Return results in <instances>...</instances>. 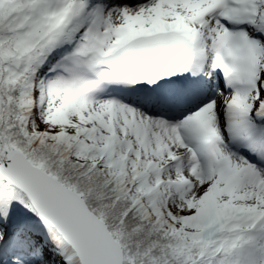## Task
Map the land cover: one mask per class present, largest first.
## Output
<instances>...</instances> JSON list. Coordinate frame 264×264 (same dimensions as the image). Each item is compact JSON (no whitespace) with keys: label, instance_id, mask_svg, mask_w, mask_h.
Segmentation results:
<instances>
[{"label":"snow or ice","instance_id":"snow-or-ice-1","mask_svg":"<svg viewBox=\"0 0 264 264\" xmlns=\"http://www.w3.org/2000/svg\"><path fill=\"white\" fill-rule=\"evenodd\" d=\"M0 264H264V0H0Z\"/></svg>","mask_w":264,"mask_h":264}]
</instances>
